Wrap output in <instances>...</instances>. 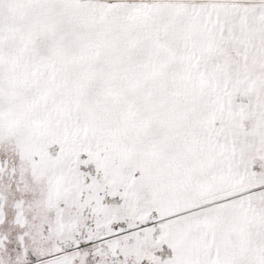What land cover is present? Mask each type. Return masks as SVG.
Here are the masks:
<instances>
[{"label": "snow or ice", "instance_id": "1", "mask_svg": "<svg viewBox=\"0 0 264 264\" xmlns=\"http://www.w3.org/2000/svg\"><path fill=\"white\" fill-rule=\"evenodd\" d=\"M0 264H264V0H0Z\"/></svg>", "mask_w": 264, "mask_h": 264}]
</instances>
